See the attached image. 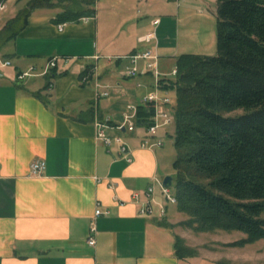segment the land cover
Returning <instances> with one entry per match:
<instances>
[{
  "label": "crops",
  "instance_id": "0c3cea01",
  "mask_svg": "<svg viewBox=\"0 0 264 264\" xmlns=\"http://www.w3.org/2000/svg\"><path fill=\"white\" fill-rule=\"evenodd\" d=\"M27 1L5 0L0 29ZM187 1L95 0L93 17L59 23L64 24L61 31L53 21L57 9L35 10L0 49V264L203 262L176 257L175 204L171 208L165 202L158 185L151 198L143 195L153 179L164 178L174 122L157 129L152 139L163 144L153 148L141 146L147 127L137 116L133 130L118 128L126 106L141 105V97L153 88L142 62L138 76H124L123 58L149 47L158 55L159 71L170 72L168 61L175 66L177 56L189 54L179 30L196 2ZM155 18L156 41L141 42ZM52 58L55 66L46 75L18 80L19 72L29 67L41 72ZM3 60L10 65L2 66ZM160 93L174 104L173 91ZM106 117V134L123 138L130 162L116 147L96 140L95 122ZM38 160L45 162V170L32 175L30 166ZM137 193L139 201L134 200ZM143 202L153 209L151 215L138 213ZM96 208L101 214L92 219ZM92 221L93 247L87 244Z\"/></svg>",
  "mask_w": 264,
  "mask_h": 264
},
{
  "label": "trees",
  "instance_id": "16d2710c",
  "mask_svg": "<svg viewBox=\"0 0 264 264\" xmlns=\"http://www.w3.org/2000/svg\"><path fill=\"white\" fill-rule=\"evenodd\" d=\"M2 0H0L1 2ZM95 0H28L0 29V49L35 10L58 9L57 24L95 15ZM216 54H181L174 79L176 157L172 192L180 225L194 233L237 231L242 246L264 239V0H216ZM243 109L239 116L226 114ZM150 108L137 122L148 127ZM195 251L175 236V255Z\"/></svg>",
  "mask_w": 264,
  "mask_h": 264
},
{
  "label": "built area",
  "instance_id": "2783aa9c",
  "mask_svg": "<svg viewBox=\"0 0 264 264\" xmlns=\"http://www.w3.org/2000/svg\"><path fill=\"white\" fill-rule=\"evenodd\" d=\"M6 7L5 0L0 2V10H3ZM88 18L84 17L81 20H87ZM151 29L149 32L144 34L139 38L141 42L145 43H153L156 41V27L159 24V19L155 18L151 21ZM58 30L61 31L63 29L64 24H58ZM56 58H52L46 66L43 68L41 72H38L34 67H29L26 70H23L17 74L18 80H24L27 77L37 76V75H46L51 68L55 66ZM123 59L126 60L127 64L123 69L124 76L128 78H134L140 74L139 63L142 62L144 65V73L148 74L153 79V88L145 93L141 97V105L148 106L152 111V115L150 118L151 124L146 128V135L141 143V146L144 148H153L159 147L163 144L162 139L155 138L152 139L157 129L170 125L174 122V114L172 111L173 100L168 94H161L160 91H166L167 89L163 88V79H174L177 69L176 67H172L170 72L163 74L159 71L158 68V55L154 52L152 48H147L142 52H133ZM2 66L10 65V61L3 60L1 61ZM85 79V78H83ZM137 86H140L138 84ZM169 91V90H168ZM102 95H106L103 93ZM141 105L128 104L123 113V123L118 128H127L129 130H133L135 128V117L137 114V110ZM169 106H171L169 108ZM110 121L109 117H106L102 121L96 120V140L100 141L105 145L108 149H112L116 147L118 154L121 158L125 159L127 162L131 161L130 151L123 140V138L116 136L110 137L106 134L105 129ZM45 170V162L43 160H38L32 162L30 166V171L32 175H41ZM156 185L160 188V192L168 204H175V196L173 192L170 190V187L163 185L162 181L157 179L152 180V184L143 192V195L146 199L152 197L155 192ZM134 200L139 201L140 195L134 194ZM149 203L143 202L139 207L138 213L140 215H151L153 213V209L148 206ZM101 214V211L96 208L94 211V215L92 219H95ZM161 214H164V208H161ZM95 235H96V227L94 221H92L89 225L88 236H87V244L91 247L95 245Z\"/></svg>",
  "mask_w": 264,
  "mask_h": 264
},
{
  "label": "rangeland",
  "instance_id": "374dc122",
  "mask_svg": "<svg viewBox=\"0 0 264 264\" xmlns=\"http://www.w3.org/2000/svg\"><path fill=\"white\" fill-rule=\"evenodd\" d=\"M194 1L196 2L192 4V7L187 12L188 22L185 23L184 19L179 23V30L181 31L180 43L185 45V51L189 54L213 56L216 54L215 2L213 0ZM180 12L182 15L184 12L183 8H181ZM186 32L189 34L188 39L185 36ZM166 65L167 70L172 66L174 67L173 62L170 64V61ZM243 113V109H236L226 115L234 117ZM166 146L168 154L164 159L166 168L163 169V177L175 175L171 162L176 157V151L169 142H166ZM170 190L172 191V187H170ZM173 205L171 204L170 206L171 208L175 206L176 211L175 216L172 218L174 231L183 239L187 247L195 251L193 257H201L203 260L201 264H264V239L242 246H228L227 244L229 243L245 238V235L237 231L226 232L219 230L194 233L180 225V221L186 217L179 214L176 205Z\"/></svg>",
  "mask_w": 264,
  "mask_h": 264
},
{
  "label": "water",
  "instance_id": "95a60500",
  "mask_svg": "<svg viewBox=\"0 0 264 264\" xmlns=\"http://www.w3.org/2000/svg\"><path fill=\"white\" fill-rule=\"evenodd\" d=\"M163 185L171 187L172 185V176H165L162 180Z\"/></svg>",
  "mask_w": 264,
  "mask_h": 264
},
{
  "label": "bare ground",
  "instance_id": "6f19581e",
  "mask_svg": "<svg viewBox=\"0 0 264 264\" xmlns=\"http://www.w3.org/2000/svg\"><path fill=\"white\" fill-rule=\"evenodd\" d=\"M57 10H58V9H57ZM150 45H152V44H150ZM147 47H148V46H147ZM148 48H149V47H148ZM142 50H144V49H142ZM142 50H141V51H142Z\"/></svg>",
  "mask_w": 264,
  "mask_h": 264
}]
</instances>
